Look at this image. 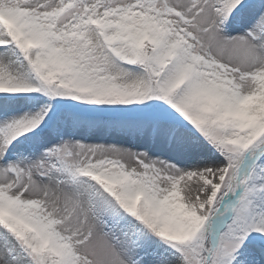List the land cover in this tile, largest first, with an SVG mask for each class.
I'll return each mask as SVG.
<instances>
[{"label": "snow or ice", "instance_id": "6c2138e0", "mask_svg": "<svg viewBox=\"0 0 264 264\" xmlns=\"http://www.w3.org/2000/svg\"><path fill=\"white\" fill-rule=\"evenodd\" d=\"M0 264H264V0H0Z\"/></svg>", "mask_w": 264, "mask_h": 264}]
</instances>
